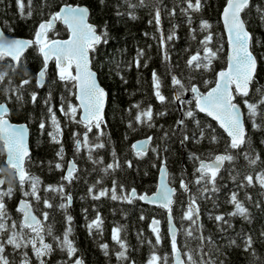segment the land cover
<instances>
[{"label":"trees","instance_id":"16d2710c","mask_svg":"<svg viewBox=\"0 0 264 264\" xmlns=\"http://www.w3.org/2000/svg\"><path fill=\"white\" fill-rule=\"evenodd\" d=\"M119 2L123 5L124 0H119ZM132 2L135 3L136 0H132ZM65 3L87 5L91 10L90 23L98 27H103L107 23L111 35L110 42L100 47L99 52L94 54L93 60V68L99 73V81L108 93L104 119L106 126L102 125L105 135L101 137L106 147L93 151L91 153L92 159L88 158L87 149H83L79 153L76 152L73 133H82L84 129L70 121L59 110L61 103L76 105L74 95L71 94L75 89L71 88L70 85L66 87L57 79L53 63L49 65L45 86L37 87L35 77L42 67V59L36 47L26 50L23 63L20 65L12 66V62L7 58L0 60V73H8L5 80L0 83V102L4 101L5 89L15 88L20 85L22 80H31V83L21 89L22 100L17 101L13 96L8 102V107L10 108V122L24 123L29 129L31 161L26 164V170L40 178L42 183L39 194L42 199L48 198L54 205L61 203L57 194L45 192L44 188L47 185L60 184L62 182L61 176L64 175V172L54 167L57 162L56 152L59 146L52 143L48 136V132L53 130L47 106L44 103L49 93L52 96L51 105L63 129L64 160L60 163L66 168L67 162L72 159L78 169L76 173L78 178L72 184L64 182L66 192L73 197L72 205L66 211L58 207L45 209L42 202L33 201L34 213L41 219L45 228L51 225L55 236H62L64 233L67 226L65 215L73 217L71 225L73 231L70 239L78 248L77 255L82 257L84 264H122L115 255L119 250V245L112 240L114 227L122 229L121 236L128 245L130 260L124 261L123 264H131L133 261L135 264H146L152 251L146 241L151 239L155 242V237L150 230L153 217L161 221L159 227L164 237L156 250L160 255L168 253L170 256L166 213L164 211L144 206L139 200H135L131 204L120 200L113 201L108 197L93 200L88 189L96 184L97 180H100L101 183L96 185V191L100 188L110 189L113 180H115L118 184H123L127 190L134 187L138 193L147 192L150 195L154 193L156 188L157 169L162 161H166L169 179L172 181L171 186L177 188L176 203L173 205L174 223L177 224L178 228L188 226L187 221L181 224L179 219L189 200V194L179 189V180L182 176L186 180L194 179L192 174L196 165L190 158L192 153L203 158H207L209 153H221L226 147L228 138L213 121L197 113L196 119L200 120L203 126L211 125V128L215 129L219 142L210 144L208 139H205L198 144L190 141L181 143L182 135L185 132L191 135L197 129L193 123L187 120L185 122L187 127L183 130L176 125V121L183 118V110L187 107L178 110L176 103L172 102L174 89L171 85L169 69L181 77L185 84L189 83L188 77L191 76L190 83L199 87L201 92L207 91L214 85L216 73L224 69L226 65V41L220 22V14L226 0H202L204 4L202 11L191 13V25L187 23V17L181 13V9L186 7L185 0H146L144 7L136 9L135 14L138 18L135 20L130 19L127 15L117 16L115 14L117 0H108L107 7L101 6L99 0H34L33 15L29 18L22 17L18 13L15 0H0V27L5 36L9 38L32 39L38 23L42 19H46L52 12L58 11L59 7ZM156 3H159L162 9L161 30L163 34L167 36L176 26L175 32L178 38L168 42L166 46V51L170 57L169 61H165V49L160 47L161 32L157 31L154 23H148L149 20L153 19ZM255 3L259 5L264 3V0H255ZM173 8H175L176 14L170 16L169 12ZM120 10L127 11L124 7H121ZM247 19L251 23L249 30L254 33L256 40L264 41V23L258 19L255 10L249 14ZM201 20H207L212 25L213 42L210 46L216 48L223 45V50L218 54V58L213 61L211 71H200L186 67V60L201 48L199 41L206 34L199 31ZM190 28L197 29L195 40L192 39L193 33L190 32ZM145 33L148 35H144ZM49 35L53 39H64L68 32L58 22L54 32ZM138 49L144 50L141 64H147L146 67L141 66L139 69L133 63ZM254 54L258 57L259 84L264 85V58H262L264 57V47L257 45L254 48ZM117 64H119V68H117ZM154 70L161 77L162 93L169 98L163 104L153 95L152 72ZM117 71L120 73L119 76L116 74ZM120 76H123V80ZM125 80L127 83L124 82ZM204 81H211V83L206 85ZM70 88L71 92L69 91ZM33 91L37 93L35 104L30 99V94ZM135 105H139L143 109L151 105L154 113L166 112L167 114L164 116L156 115L153 120L154 127L150 128L147 124L135 122L134 118L139 111ZM188 107H194V104L188 105ZM180 114H182L181 118ZM42 120L46 122L44 130L39 128ZM130 121L135 130L129 128ZM95 132L96 130L93 129V133L89 134L90 139L95 140ZM165 132L169 133L166 139L164 138ZM149 136L153 137L149 150L143 158H138L133 153L132 143L137 139ZM260 140H264V135L253 136L252 147L264 157V144H260ZM153 148L156 151H152ZM113 150H115L116 158L119 159L122 167L115 171L110 170L109 173L105 174L103 168L108 163H113ZM3 159V153L0 152V164H2ZM101 159L102 163H93V160ZM129 160L133 164L131 168L127 167L125 163ZM49 162H52L51 166ZM261 170H264V164L258 163L253 169L242 157H238L233 165L226 163L217 179L219 191L210 194V198L199 199L198 204L200 223L204 226V235H211L218 245L223 246L229 236L237 238L238 243H241L237 234H250L257 241L254 247L259 258V264H264V240L259 236L260 232L264 231V189H261L259 185L238 187L240 183H246L243 181L244 175L249 172L254 175L255 172ZM237 173L239 174L237 175ZM3 176L7 177L5 187L14 188L13 197L6 200L9 216L19 223L20 213L16 211V208L19 200L24 197L17 181L10 172H4ZM232 176H236L235 181H233ZM199 187L190 184L191 193L198 194ZM232 192H237L238 198L249 209L251 223L240 217L227 216V213L233 210V205L228 203ZM246 196H251L252 199L247 200ZM257 202L260 203L261 207H256ZM85 209L87 212L84 211ZM44 211L49 212L47 221H44L42 217ZM97 213L104 221L102 236L96 233L90 235L87 228V224L95 218ZM218 214H225V218L229 219L233 225L232 228L224 225L225 233H220L216 222L210 219V216L214 217ZM141 215L144 216L143 220L140 219ZM184 239L183 232H178V241L181 245ZM141 240L145 242L141 243ZM45 242L53 243L55 246V242L50 236H45ZM101 243L109 245V255L106 256L100 248ZM193 247H195V242H193ZM24 251L28 252L32 264H39L32 254L31 248L24 249ZM227 251V264H253V257L250 253H245L242 246L229 248ZM7 254L10 255V259L19 264L20 254L13 253L11 246L7 247ZM223 258L220 257V259ZM45 259L47 264H64L67 257L57 248L51 256Z\"/></svg>","mask_w":264,"mask_h":264},{"label":"snow or ice","instance_id":"6c2138e0","mask_svg":"<svg viewBox=\"0 0 264 264\" xmlns=\"http://www.w3.org/2000/svg\"><path fill=\"white\" fill-rule=\"evenodd\" d=\"M18 13L25 18L33 15L34 0H15ZM101 6L107 7L108 0H99ZM186 7L181 9V13L187 17V23L192 24L191 13L202 11L204 4L202 0H185ZM146 0H124L123 5L117 0L115 14L117 16L127 15L130 19L135 20L136 9L144 7ZM124 7L127 11H121ZM255 10L258 19L264 23V3L257 5L255 0H226L223 7L222 18L225 30L228 36L229 53L227 56V67L216 73L214 86L207 92H201L200 88L195 84L190 83L192 77L189 76V83L185 84L184 80L169 69L171 76V85L174 89L172 102L181 101L194 107H187L183 110V118L176 121V125L181 130L186 128V120L193 123L197 131H193L191 135L185 132L182 135L181 143L194 142L201 143L208 139L210 144L219 142L218 136L215 134V129L211 125L203 126L201 121L196 119L197 113H204L211 117L219 124V127L227 134L228 141L223 152L218 154L209 153L207 158H203L196 153L191 154V159L195 162L193 172V180H186L183 176L179 180V189L184 193L189 194V200L186 208L181 213L179 219L181 224L184 221L188 222L187 227L178 228L174 223L173 205L176 203L175 196L177 188L172 187V181L169 179V172L166 161L161 162L159 168L160 181L156 191L149 195L147 192L138 193L136 188L130 190L125 189L123 184H118L113 180L112 187L100 188L96 191V185L101 181L97 180L96 184L88 189V193L93 200H100L103 197H108L113 201H124L129 204L135 200L156 205L167 213L168 222V239L170 243L171 255L168 253L163 255L158 254L157 246L161 245L164 237L160 231L161 221L153 217L150 230L155 237V242L151 239L146 242L151 247L152 251L146 264H227V256L229 248H240L242 246L245 253H250L253 257V264H259V258L256 255L254 245L257 243L253 236L247 233H238L237 237L241 241L238 243L237 238L231 236L226 238V243L218 245L211 235H204L203 224L200 220L199 199L210 198V194L219 191L217 187V179L220 177L221 171L225 168L226 163L233 165L238 157H242L247 161L251 168H255L258 163L264 164V157L261 153L255 151L252 147L253 136L264 135V85L259 84L258 73V57L254 54V48L259 45L264 47V41L256 40L255 35L251 32V23L247 17ZM161 12L162 9L159 3L155 4L153 19L149 20V24H155L157 31L161 32L160 47L165 49L164 59L169 61L170 57L166 51L167 43L177 39L175 27L167 36L161 30ZM176 11L173 8L169 15H175ZM91 10L87 5H71L63 4L58 11L52 12L46 19H42L34 33L32 39L24 38H9L5 36L4 31L0 29V60L9 58L12 66L23 63V58L27 49L36 47L38 54L42 58V67L36 74L35 80L37 87H44L46 78L49 73V64L54 63L55 75L57 79L64 83L66 87L69 85L75 91L71 92L79 101L78 105L71 103H61L60 112L69 118L70 121L82 126L84 131L74 132L73 140L74 147L77 153L83 149H87L89 159H92L91 153L95 150L103 149L106 144L101 137L105 135L102 125H105L104 108L108 93L99 81V73L93 68L94 54L99 52L103 45L110 42L111 35L107 27V23L103 27H98L89 22ZM62 23L66 26L69 33L68 39L60 40L53 39L49 35L54 32L56 24ZM212 25L207 20H201L199 23V31L206 33L203 39L199 41L201 48L198 49L186 60V67L189 69L200 71H211L213 61L218 58V54L223 50V45L213 48V34L211 32ZM197 29L190 28L193 33L192 39H196L195 33ZM144 35H148L145 33ZM144 56V50L138 49L136 58L133 63L136 68L141 66L146 67L147 64H141V59ZM264 58V57H262ZM119 68V64H117ZM74 70V71H73ZM120 75L119 71L116 73ZM8 73H0V83L7 77ZM123 80V76H120ZM127 83V81H124ZM31 83V80H22L20 85L15 88L5 89L6 95L3 102H0V152L3 153L4 159L0 164V264H17L10 255L7 254V247L11 246L13 253L20 254L19 264H32L27 251L24 249L31 248L32 254L35 256L39 264H47L46 257L51 256L58 248L65 253L67 259L64 264H84L82 257L78 256V248L74 241L70 239L72 234L71 215H65L66 228L62 236L53 235L51 225L46 228L43 226L41 219L34 214L33 201L43 203L45 209L58 207L61 210H67L72 205L73 197L65 190V183L72 184L78 177L76 175L78 169L75 161H69L65 166L60 163L64 160L63 147V129L60 121L56 116V112L51 105V93L44 101L47 106L49 120L52 131L48 132V136L52 143L59 146L56 152L57 162L54 164L55 169L64 172L61 176V183L58 185H47L44 188L45 192L55 193L60 199L59 205H54L50 199L40 196L41 180L38 176L31 174L26 170V164L31 161V152L27 144L28 128L25 125H14L10 122V108L8 102L14 96L17 101L22 100L21 89ZM207 85L211 81H204ZM152 88L153 95L161 103L169 100L162 89V80L159 74L154 70L152 72ZM191 92L193 99L182 101V96L186 92ZM30 99L33 104L37 102V93L33 91L30 94ZM63 100V97H62ZM139 111L134 120L138 124H147L148 127H154L153 120L156 115L164 116L166 112L154 113L152 106L149 105L146 109L135 105ZM129 128H133V123L129 122ZM39 128L44 130L46 122L41 121ZM95 132V140L90 139L89 134ZM133 130H135L133 128ZM169 133H164V138L168 137ZM153 137L149 136L143 141H138L132 144V149L138 158H143L151 145ZM264 144V140L259 141ZM152 151H156L155 148ZM113 163H108L104 168L105 174L109 171H115L122 167L119 159L116 158V152L113 150ZM101 160H93V163H102ZM127 167H133L132 161H125ZM50 166L52 162H49ZM155 166V165H153ZM10 172L13 178L17 181L23 199H20L16 211L21 214L19 223L12 220L9 216L6 200L14 195V188L5 187L7 177L3 176L4 172ZM239 173H237L238 175ZM231 175V173H230ZM233 181L236 176H232ZM243 181L238 187L246 186L253 187L259 185L264 189V170L252 172L243 176ZM190 184L200 186L198 194L191 193ZM27 186V190H26ZM247 200H251V196H246ZM228 203L233 205V210L227 213L228 217H240L251 223L249 209L244 202L238 198L237 192H232ZM256 207H261L257 202ZM87 212V209L84 210ZM44 221L49 219V212L42 213ZM141 220L144 216L141 215ZM218 225V231L225 233L226 229L232 228L229 219L225 218V214H218L214 217L210 216ZM104 221L99 213L95 218L87 224L89 234L94 233L102 236ZM183 232L185 237L183 244L178 241V232ZM122 229L114 227L112 229V240L119 245V250L116 252V259L120 262L129 261L128 245L121 236ZM52 237L55 242L46 243L45 236ZM143 235L142 233L140 234ZM264 240V231L259 234ZM223 238V237H222ZM141 240V243H144ZM195 242V247H193ZM100 248L105 255H109V245L101 243ZM220 257H224L220 259ZM135 264V262H131Z\"/></svg>","mask_w":264,"mask_h":264},{"label":"water","instance_id":"95a60500","mask_svg":"<svg viewBox=\"0 0 264 264\" xmlns=\"http://www.w3.org/2000/svg\"><path fill=\"white\" fill-rule=\"evenodd\" d=\"M59 10V9H58ZM222 12H223V9H222V11H221V14H220V22H221V25H222V29H223V32H224V36H225V41H226V65H225V68L227 67V56H228V53H229V46H228V36H227V32H226V30H225V26H224V22H223V18H222ZM90 22V21H89ZM62 26H64L65 28H66V26L65 25H63L62 23H60ZM0 29H1V27H0ZM66 30H67V28H66ZM68 32V31H67ZM68 36H69V33H68ZM68 36H67V38H65V39H60V40H66V39H68ZM42 59V58H41ZM16 66V65H15ZM55 66V65H54ZM223 70V69H222ZM74 71V70H73ZM219 71H221V70H219ZM218 71V72H219ZM215 80H216V77H215ZM214 86V85H213ZM212 86V87H213ZM207 92V91H206ZM189 95H192L191 93H187V94H185V98H188L189 97ZM75 101H76V103H77V105H78V103H79V101H77L76 100V98H75ZM106 104H107V100H106ZM106 104H105V108H104V119H105V109H106ZM200 114H202V115H204V116H206L207 118H209L210 120H212L216 125H217V127L225 134V136L227 137V134L223 131V129H221L220 127H219V124L216 122V121H214L211 117H208L206 114H204V113H200ZM12 124H14V125H17V126H19V125H25V124H15V123H12ZM26 126V125H25ZM28 128V127H27ZM228 138V137H227ZM143 140H145V139H139V140H136V141H134L132 144H134V143H136V142H138V141H143ZM27 144H28V147H29V150H30V152H31V149H30V146H29V129H28V135H27ZM133 150V149H132ZM134 152V151H133ZM69 161H73V160H69ZM68 161V162H69ZM67 162V163H68ZM67 166V165H66ZM161 166V165H160ZM160 166H159V168H160ZM159 181H160V173H159V169H158V171H157V178H156V188H155V191H156V189H157V185L159 184ZM154 191V192H155ZM153 194V193H152ZM142 205H144V206H148V207H151V208H155V209H161V208H159L158 206H156V205H151V204H148V203H145V202H143V201H139ZM17 206H18V204H17ZM162 211H164L163 209H161ZM165 212V211H164ZM166 213V212H165ZM35 214V213H34ZM199 222H200V220H199ZM151 224V223H150ZM166 230H167V236H168V222H167V213H166ZM170 244V243H169ZM170 251H171V249H170Z\"/></svg>","mask_w":264,"mask_h":264},{"label":"flooded vegetation","instance_id":"af4514ba","mask_svg":"<svg viewBox=\"0 0 264 264\" xmlns=\"http://www.w3.org/2000/svg\"><path fill=\"white\" fill-rule=\"evenodd\" d=\"M7 59H9V58H7ZM10 60V59H9ZM51 64V63H50ZM49 64V65H50ZM53 65H54V63H53ZM17 66V65H16ZM187 93H191L190 91L189 92H186L185 94H187ZM185 94L182 96V101H189V100H192L193 99V97H192V95H189V97L188 98H185ZM74 100H75V96H74ZM175 103H176V106H177V108H178V110H180L181 108H183V107H188V104L187 103H181V101H175ZM75 104L77 105V103H76V101H75ZM194 104V103H193ZM200 114V113H199ZM182 117V114H180V118ZM12 123V122H11ZM15 124H24V123H15ZM26 125V124H25ZM147 138V137H146ZM146 138H141V139H146ZM137 140H139V139H137ZM150 147V146H149ZM148 150H149V148H148ZM134 153V152H133ZM135 154V153H134ZM161 165V164H160ZM159 165V166H160ZM158 169H159V167H158ZM158 169H157V171H158ZM151 195V194H150ZM20 218H21V215H20Z\"/></svg>","mask_w":264,"mask_h":264},{"label":"bare ground","instance_id":"6f19581e","mask_svg":"<svg viewBox=\"0 0 264 264\" xmlns=\"http://www.w3.org/2000/svg\"><path fill=\"white\" fill-rule=\"evenodd\" d=\"M70 160H72V159H70Z\"/></svg>","mask_w":264,"mask_h":264},{"label":"rangeland","instance_id":"374dc122","mask_svg":"<svg viewBox=\"0 0 264 264\" xmlns=\"http://www.w3.org/2000/svg\"><path fill=\"white\" fill-rule=\"evenodd\" d=\"M20 222V221H19Z\"/></svg>","mask_w":264,"mask_h":264}]
</instances>
